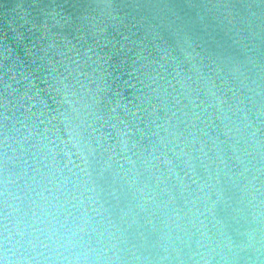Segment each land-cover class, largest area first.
Instances as JSON below:
<instances>
[{"label": "water", "instance_id": "obj_1", "mask_svg": "<svg viewBox=\"0 0 264 264\" xmlns=\"http://www.w3.org/2000/svg\"><path fill=\"white\" fill-rule=\"evenodd\" d=\"M0 264H264V0H0Z\"/></svg>", "mask_w": 264, "mask_h": 264}, {"label": "clouds", "instance_id": "obj_2", "mask_svg": "<svg viewBox=\"0 0 264 264\" xmlns=\"http://www.w3.org/2000/svg\"><path fill=\"white\" fill-rule=\"evenodd\" d=\"M212 95L215 96V93H212ZM219 103H220V100H219V98L217 97V98H216V104H215V106L218 107V106H219Z\"/></svg>", "mask_w": 264, "mask_h": 264}]
</instances>
